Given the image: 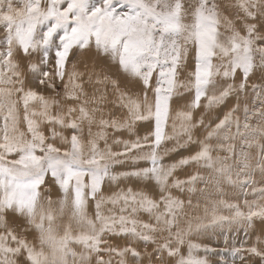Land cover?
I'll use <instances>...</instances> for the list:
<instances>
[{"label":"snow or ice","instance_id":"snow-or-ice-1","mask_svg":"<svg viewBox=\"0 0 264 264\" xmlns=\"http://www.w3.org/2000/svg\"><path fill=\"white\" fill-rule=\"evenodd\" d=\"M0 264H264V0H0Z\"/></svg>","mask_w":264,"mask_h":264},{"label":"rangeland","instance_id":"rangeland-1","mask_svg":"<svg viewBox=\"0 0 264 264\" xmlns=\"http://www.w3.org/2000/svg\"><path fill=\"white\" fill-rule=\"evenodd\" d=\"M216 198L217 197L213 196V199H216ZM224 199H229V197L226 196V197H224ZM197 212H198V214L203 215V201H201V207H200L199 210H197ZM221 212L224 215H228L229 214L228 211L226 209H223V208H221ZM217 231H219V230H217ZM201 239H204V238L202 237Z\"/></svg>","mask_w":264,"mask_h":264}]
</instances>
